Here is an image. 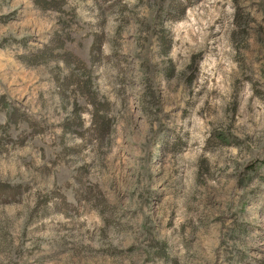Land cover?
Wrapping results in <instances>:
<instances>
[{
    "label": "rangeland",
    "instance_id": "obj_1",
    "mask_svg": "<svg viewBox=\"0 0 264 264\" xmlns=\"http://www.w3.org/2000/svg\"><path fill=\"white\" fill-rule=\"evenodd\" d=\"M0 264H264V0H0Z\"/></svg>",
    "mask_w": 264,
    "mask_h": 264
},
{
    "label": "trees",
    "instance_id": "obj_2",
    "mask_svg": "<svg viewBox=\"0 0 264 264\" xmlns=\"http://www.w3.org/2000/svg\"><path fill=\"white\" fill-rule=\"evenodd\" d=\"M18 187L10 186L9 184L0 183V196L8 197L10 195H16L18 192L16 191Z\"/></svg>",
    "mask_w": 264,
    "mask_h": 264
}]
</instances>
